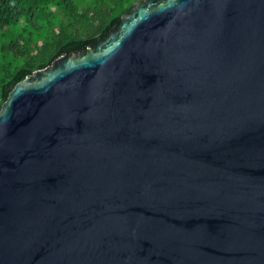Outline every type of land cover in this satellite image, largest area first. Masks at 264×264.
I'll list each match as a JSON object with an SVG mask.
<instances>
[{"label": "water", "instance_id": "obj_1", "mask_svg": "<svg viewBox=\"0 0 264 264\" xmlns=\"http://www.w3.org/2000/svg\"><path fill=\"white\" fill-rule=\"evenodd\" d=\"M0 264H264V0H144L18 83Z\"/></svg>", "mask_w": 264, "mask_h": 264}, {"label": "trees", "instance_id": "obj_2", "mask_svg": "<svg viewBox=\"0 0 264 264\" xmlns=\"http://www.w3.org/2000/svg\"><path fill=\"white\" fill-rule=\"evenodd\" d=\"M144 0H0V110L37 70L105 40Z\"/></svg>", "mask_w": 264, "mask_h": 264}]
</instances>
